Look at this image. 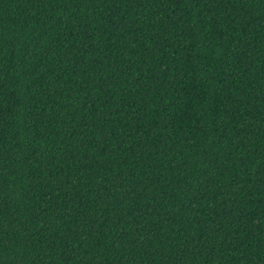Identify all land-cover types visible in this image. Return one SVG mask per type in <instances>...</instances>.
Here are the masks:
<instances>
[{"label": "trees", "instance_id": "obj_1", "mask_svg": "<svg viewBox=\"0 0 264 264\" xmlns=\"http://www.w3.org/2000/svg\"><path fill=\"white\" fill-rule=\"evenodd\" d=\"M0 264H264V0H0Z\"/></svg>", "mask_w": 264, "mask_h": 264}]
</instances>
